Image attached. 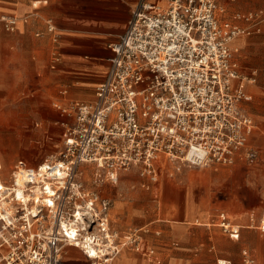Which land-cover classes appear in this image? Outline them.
Instances as JSON below:
<instances>
[{"label":"built area","instance_id":"2783aa9c","mask_svg":"<svg viewBox=\"0 0 264 264\" xmlns=\"http://www.w3.org/2000/svg\"><path fill=\"white\" fill-rule=\"evenodd\" d=\"M220 9L217 0L137 2L109 43L95 99L54 102L62 127L56 154L35 165L18 159L0 176V264H66L68 245L90 264H113L124 248L142 247L143 229L111 224V201L97 189L105 180L132 168L156 180L161 156L177 170L256 161L255 122L239 105L250 96L232 48L246 30L220 19ZM2 20L12 30L17 16ZM219 218L224 232L239 236L225 212ZM256 226L264 231V207Z\"/></svg>","mask_w":264,"mask_h":264},{"label":"crops","instance_id":"0c3cea01","mask_svg":"<svg viewBox=\"0 0 264 264\" xmlns=\"http://www.w3.org/2000/svg\"><path fill=\"white\" fill-rule=\"evenodd\" d=\"M138 1L0 0V106L17 105L16 114H24L29 104L42 106L50 100L58 118L53 101H93L109 66V43L125 29ZM217 1L219 18L246 30L232 40V48L244 78V90L250 96L239 105L257 124L255 133L249 136V144L257 150L256 161L237 159L230 165L231 171L251 182L260 170L264 187V0ZM6 15L17 16L12 30L4 26L2 18ZM44 110L37 108L38 119H48ZM164 164L171 163L161 156L157 168H165ZM207 173L213 174L208 169ZM187 174L189 177L194 172L188 170ZM120 175L116 182L107 179L97 189L111 201L109 216L115 228L124 231L142 222L138 226L143 229L142 247L124 248L113 264H248L244 250L253 257L252 264H264V231L243 224L245 216L226 214L231 223L240 226L239 236L233 237L219 225V213L223 211L214 217L212 207L201 197L193 198L192 190L187 191L182 207L177 209L147 210L136 201L117 197L112 202L109 192ZM213 176L216 185L221 172L217 170ZM189 184L190 178L187 189ZM259 193L264 207V190ZM64 255L66 264H90L76 246L68 245Z\"/></svg>","mask_w":264,"mask_h":264},{"label":"rangeland","instance_id":"374dc122","mask_svg":"<svg viewBox=\"0 0 264 264\" xmlns=\"http://www.w3.org/2000/svg\"><path fill=\"white\" fill-rule=\"evenodd\" d=\"M49 101L46 100L42 106L38 103L29 104V107L26 106L28 111L24 114H20L19 111V114H16L17 105L0 106L1 177H9L18 159L25 160L27 164L35 165L50 154L55 155L61 147L62 127L57 122L59 118L53 112ZM38 107L40 109L45 108L44 114L48 119H38ZM11 112L13 113L11 114ZM256 129L257 124L255 122L254 133ZM256 143L260 144V142ZM2 162H4V166H2ZM207 169L213 174L209 175ZM260 169L262 170V168ZM188 170H192L194 174L188 177ZM217 170L221 172V177L214 185L216 178L213 175L215 172L217 173ZM261 172L260 170L256 171L254 181L245 182L241 173L231 171L230 165H182L177 170L169 164L165 168L159 167L157 180H151L147 176H140L137 168H132L120 171L122 175H120L117 184L111 188L109 196L112 202L115 197L125 199L127 202L136 201L147 210L148 208L162 210L165 207L177 209L182 207L187 191L192 190L193 198L201 197L212 207L214 217H217L218 212L223 211L229 216H245L246 221H243V224L256 226L263 209L259 193L262 189L264 190ZM125 178L131 179V181L125 182L123 180ZM189 178L190 184L187 189ZM135 180L138 181L135 182ZM193 180H195V184ZM195 185L196 187H194ZM252 216L253 221L250 220ZM140 225L142 222H135L130 228H137ZM127 248L134 249L130 246Z\"/></svg>","mask_w":264,"mask_h":264},{"label":"bare ground","instance_id":"6f19581e","mask_svg":"<svg viewBox=\"0 0 264 264\" xmlns=\"http://www.w3.org/2000/svg\"><path fill=\"white\" fill-rule=\"evenodd\" d=\"M159 6H161V7H165V2L163 1H160V3H159ZM51 155V154H50ZM2 166H3V163H2ZM122 252V251H121Z\"/></svg>","mask_w":264,"mask_h":264}]
</instances>
